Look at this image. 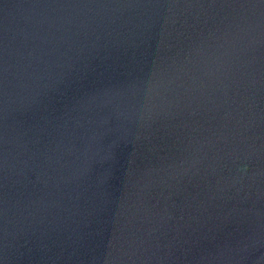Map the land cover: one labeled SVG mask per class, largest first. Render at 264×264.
Returning <instances> with one entry per match:
<instances>
[{
  "label": "water",
  "instance_id": "obj_1",
  "mask_svg": "<svg viewBox=\"0 0 264 264\" xmlns=\"http://www.w3.org/2000/svg\"><path fill=\"white\" fill-rule=\"evenodd\" d=\"M0 264H264V0H0Z\"/></svg>",
  "mask_w": 264,
  "mask_h": 264
}]
</instances>
